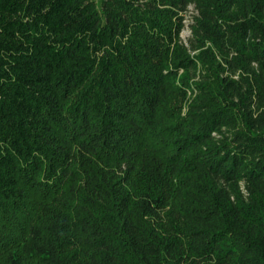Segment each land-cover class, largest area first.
Segmentation results:
<instances>
[{
  "label": "trees",
  "instance_id": "obj_1",
  "mask_svg": "<svg viewBox=\"0 0 264 264\" xmlns=\"http://www.w3.org/2000/svg\"><path fill=\"white\" fill-rule=\"evenodd\" d=\"M0 264H264V0H0Z\"/></svg>",
  "mask_w": 264,
  "mask_h": 264
}]
</instances>
